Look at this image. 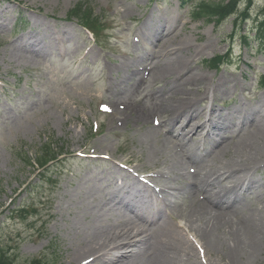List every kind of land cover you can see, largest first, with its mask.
I'll return each mask as SVG.
<instances>
[{
	"label": "rangeland",
	"instance_id": "1",
	"mask_svg": "<svg viewBox=\"0 0 264 264\" xmlns=\"http://www.w3.org/2000/svg\"><path fill=\"white\" fill-rule=\"evenodd\" d=\"M79 3L85 4L80 10ZM194 4L195 0L184 6L180 0H0V21H27L21 22L17 33L8 24L3 26L6 30L0 29V253L8 255L11 264H68L70 251L87 234L84 227L94 216L96 205L102 215L100 226L124 229L129 217L117 204L118 187L131 183L133 175L148 178L138 165L135 122H122L117 130H111L109 125L115 123L104 106L128 103L132 98L142 99L148 106L156 102L152 93L160 92L162 77L156 76V82L150 77L133 94L120 92L128 86L123 69L130 67L131 74L133 67L150 62L143 44L135 43L148 21L155 23L160 16L177 18L186 23L181 35L191 42L189 53L207 46L203 54L193 56L190 71L206 74L214 82L226 77L225 84L235 93L215 101L220 110L234 109L241 100L249 108L264 105V78L260 81L264 52L254 41L264 33V0H227L224 5L230 17L217 24L192 19ZM76 9L84 23L93 15L90 22L101 44L76 17L71 18ZM235 13L239 14L236 20L231 17ZM28 28L54 37L64 31L67 35L50 52L35 55L21 50L20 38ZM245 35L250 43L242 42ZM162 40L157 35L155 44L148 46L152 54L161 55ZM216 55L228 57L226 64L215 70L205 62ZM234 80L245 85L235 86ZM111 81L117 83V92L109 89ZM201 120L207 118H191V126ZM237 131L229 127L217 138ZM201 137L194 135L188 141L197 143ZM51 141L59 144L57 149L63 147L64 158L43 169L31 167L30 162L41 156L44 145ZM210 148L209 143L200 147L203 159ZM99 149V159H94ZM254 178L262 188L264 171ZM150 184L162 188L156 182ZM209 193L216 196L214 190ZM102 196L110 205L105 207ZM173 199L176 206L189 201L183 192ZM161 214L166 223L180 224L179 229L199 248L174 207L168 206ZM157 220L145 229L156 231ZM261 247L259 257L249 264H264V241Z\"/></svg>",
	"mask_w": 264,
	"mask_h": 264
},
{
	"label": "bare ground",
	"instance_id": "2",
	"mask_svg": "<svg viewBox=\"0 0 264 264\" xmlns=\"http://www.w3.org/2000/svg\"><path fill=\"white\" fill-rule=\"evenodd\" d=\"M166 19L160 16L155 23L144 24L135 43L143 44L150 62L143 67L132 66L131 74L130 67L123 69L128 86L120 91L133 94L150 77L154 82L156 76L162 77L160 92L152 93L156 102L148 106L142 99L132 98L128 103L118 101L108 106L111 122L115 123L114 127L109 125L111 130H117L122 122H135L138 165L148 179L133 175L131 183L118 187L119 196L114 198L129 217L124 229L105 230L100 226L102 215L96 205L94 216L84 227L87 234L70 251L68 264H249L261 254L264 184L258 187L254 176L264 171V105L249 108L241 100L234 109L220 110L215 101L235 91L225 84V76L214 82L206 74L190 71L193 56L203 54L207 46L200 45L189 53L191 42L181 35L186 23ZM9 20L1 19L0 24ZM66 35V31L53 37L32 30L20 38L21 50L35 55L47 53ZM157 35L164 43L160 56L152 54L148 47ZM42 43L50 46L43 47ZM116 84L111 81L109 89L117 92ZM238 85L245 83L235 81ZM236 112L244 118L239 120ZM195 117L207 120L191 126V118ZM233 126L239 127L236 136L217 138ZM194 135L202 137L197 143H189ZM200 143L211 145L206 159L199 151ZM100 151L95 152L96 156ZM125 173L132 176L131 172ZM179 192L189 198L187 204L184 200L176 206L173 198ZM104 198L101 197L106 207L110 202ZM168 206L175 208L177 218L186 220V233L194 234L199 248L179 229L180 224L161 219ZM156 220V231L145 229Z\"/></svg>",
	"mask_w": 264,
	"mask_h": 264
},
{
	"label": "trees",
	"instance_id": "3",
	"mask_svg": "<svg viewBox=\"0 0 264 264\" xmlns=\"http://www.w3.org/2000/svg\"><path fill=\"white\" fill-rule=\"evenodd\" d=\"M226 0L223 2L219 1H206L201 0V2L197 6V10L195 12V16L198 19H208L211 23L217 22L218 20H223L225 17H227L226 7L224 5ZM85 4L81 3L78 5L77 9L80 10L83 8ZM77 9L74 12V15H76L79 19H84V16H82L81 13L76 12ZM93 18V15L87 17L84 21L87 26V24L91 25L93 23H90V19ZM244 40L246 44L248 43L247 37H244ZM257 46H259V49L264 52V33L257 39ZM55 144V145H54ZM56 145H59L56 141H51L49 143H46L44 145V149L41 152V156H39L35 161L30 162L31 167L38 166V168H45L48 164L54 162L56 159H59V157L63 156L65 154L63 147H60L59 150L55 148ZM39 262V261H38ZM38 262H35L33 264H38ZM0 264H11L10 258H8V255H3L0 253Z\"/></svg>",
	"mask_w": 264,
	"mask_h": 264
},
{
	"label": "snow or ice",
	"instance_id": "4",
	"mask_svg": "<svg viewBox=\"0 0 264 264\" xmlns=\"http://www.w3.org/2000/svg\"><path fill=\"white\" fill-rule=\"evenodd\" d=\"M105 110L110 111V109L107 108V106H104Z\"/></svg>",
	"mask_w": 264,
	"mask_h": 264
}]
</instances>
